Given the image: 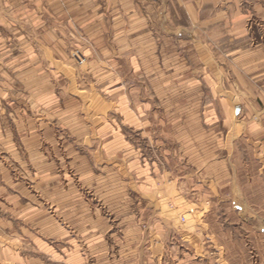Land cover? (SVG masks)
<instances>
[{
	"label": "crops",
	"instance_id": "crops-1",
	"mask_svg": "<svg viewBox=\"0 0 264 264\" xmlns=\"http://www.w3.org/2000/svg\"><path fill=\"white\" fill-rule=\"evenodd\" d=\"M255 18L264 27V0H0V141L12 147L24 134V145L37 149V129L49 130L45 119L73 120L76 108L62 104L84 96L78 105L96 112L103 122L97 133L107 134L95 154L124 152L132 171L144 172L140 189L166 182L165 157L147 158L122 128L155 139L156 150L177 152L198 201L224 189L246 217L252 208L239 190L249 180L245 159L264 173V44L251 43ZM75 47L87 71L73 63ZM36 110L45 115L37 125ZM162 213L149 215L151 231L178 235L194 255L178 244L172 261L163 248L149 263L204 264L201 218L187 227Z\"/></svg>",
	"mask_w": 264,
	"mask_h": 264
},
{
	"label": "rangeland",
	"instance_id": "rangeland-1",
	"mask_svg": "<svg viewBox=\"0 0 264 264\" xmlns=\"http://www.w3.org/2000/svg\"><path fill=\"white\" fill-rule=\"evenodd\" d=\"M251 24L250 29L257 27L251 43L264 44V27L256 18ZM70 51L77 68L87 71L84 52L76 47ZM77 52L85 57L82 63L75 60ZM73 97L74 103L62 104L63 109L76 108L73 120L63 122L56 116L47 120L35 111V124L45 119L49 127L46 133L37 129V149L24 145V134L21 139L13 137L12 147L6 138L0 141V184L6 187L0 191V264H156L149 263L154 259L151 253L159 255L163 248V259L172 261L179 254L177 245L184 251L186 246H181L183 241L175 234L172 239L155 236L151 231L155 220H148L153 210L187 227L201 218L204 264H264V173H257L259 164L253 158L245 159L249 180L239 189L252 210L241 217L224 189L216 198L197 200L191 189L195 184L185 177L184 161L172 148L167 149L170 145L167 151L156 150L155 139L122 128L147 158L158 163L165 157L161 175L166 182L158 178L155 189L144 191L140 189L145 185L144 172L132 171V159L124 152L118 149L112 158L95 154L107 135L97 133L103 122L94 117L96 112L82 110L84 96ZM5 124L13 123L6 119ZM157 127L160 131L163 125ZM82 134L87 135L83 138ZM176 189L179 192L173 199L170 193ZM202 207L208 213H198ZM162 216L157 220L164 221ZM133 226L138 229L132 230ZM185 238L187 244L193 243L192 237ZM156 241L165 246H155ZM186 252L194 255L190 248Z\"/></svg>",
	"mask_w": 264,
	"mask_h": 264
},
{
	"label": "built area",
	"instance_id": "built-area-1",
	"mask_svg": "<svg viewBox=\"0 0 264 264\" xmlns=\"http://www.w3.org/2000/svg\"><path fill=\"white\" fill-rule=\"evenodd\" d=\"M74 57L77 63H82L85 60V57L83 56L81 52H77L76 54H74ZM182 220L184 221L183 217H182Z\"/></svg>",
	"mask_w": 264,
	"mask_h": 264
}]
</instances>
